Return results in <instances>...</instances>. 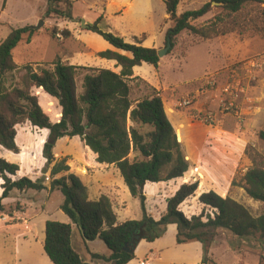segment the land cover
<instances>
[{
  "label": "trees",
  "instance_id": "1",
  "mask_svg": "<svg viewBox=\"0 0 264 264\" xmlns=\"http://www.w3.org/2000/svg\"><path fill=\"white\" fill-rule=\"evenodd\" d=\"M46 1L44 19L75 21L72 0ZM180 3L181 0H164L173 24L165 41L167 45V39H171V50L183 32H190L204 42L234 33L242 37L250 32L264 36V0H211L199 9L178 15ZM214 11L217 13L209 22L193 25ZM104 19L100 15L88 30L115 49L132 55L128 57L112 50L97 54L101 59L115 61L121 67L119 74L108 69L65 64L59 57L49 69L20 67L13 52L23 41H32L37 33L32 26L13 28L0 43V147L18 154L17 127L28 122L34 128L49 132L43 157L52 166L48 188L44 182L28 177L13 180L20 167L0 157L3 181L0 208L13 191L60 192L64 197L60 209L82 231L84 241L101 240L111 251L109 257L91 254L92 261L110 264H128L135 258L141 241L151 243L162 238L171 224L178 227L179 245L193 241L203 245L205 264L220 230L241 239L264 238V214L252 216L243 205L214 191L198 195L204 183L190 173L162 92L152 89L137 103L131 100L129 82L137 79L133 69L143 64L158 68L159 50L142 46L146 35L128 43L107 32L101 28ZM58 35L64 40L72 37L69 30L53 27L51 38L58 41ZM11 73H19L13 87L7 85V75ZM80 78L81 87L78 86ZM47 100L56 103L57 120L45 108ZM143 128L149 131L142 133ZM76 137L97 155V163L117 167L131 196L141 203V220L119 223L113 201L106 195L90 200L86 180L71 171L66 158L56 159L53 152L56 143ZM258 137L264 141V131ZM251 149L247 154L252 165L242 177L243 188L248 198L264 204V156ZM196 195L203 209L201 214L189 217L181 207ZM72 233L71 224L47 221L44 252L52 264H91L73 248Z\"/></svg>",
  "mask_w": 264,
  "mask_h": 264
},
{
  "label": "rangeland",
  "instance_id": "2",
  "mask_svg": "<svg viewBox=\"0 0 264 264\" xmlns=\"http://www.w3.org/2000/svg\"><path fill=\"white\" fill-rule=\"evenodd\" d=\"M72 1L74 22L58 18L44 19L42 10L47 6L46 0H0V43L13 28H35L44 22L30 43L23 41L14 50V60L20 67L30 65L33 70L49 69L59 57L65 64L81 62L82 67L106 69L107 66H103L104 60L97 54L99 51H106L105 47L109 44L101 36L88 30L100 15L105 18L101 28L124 38L126 42L133 43L132 36L141 38L146 35L143 47L165 49L166 34L173 24L166 13L164 0H134L133 7L122 13L118 7H110L113 0ZM210 1L181 0L177 13L181 15L186 11L199 9ZM61 6L65 8L64 4ZM216 13L214 11L208 14L193 22V25L201 26L209 22ZM83 20L85 23H82ZM53 27L69 30L72 37L64 40L58 36V41L53 40L50 36ZM170 50L161 58L158 68L148 64L140 70L146 80L137 77L129 82L132 89L131 100L137 103L149 95L152 89L162 92L166 112L174 125L190 173L201 178L204 183L198 195L214 191L243 205L252 216L263 215L264 204L247 197L242 177L252 165L247 151L250 152L253 148L264 156V141L260 140L256 130L247 133L242 128L237 133V121L231 117L233 115L235 118L238 109L233 112L223 111L219 107V99L227 85L238 88L244 84V75H247L250 62L264 54V36L250 32L242 37L234 33L204 42L190 32H183L177 37L174 49ZM18 77L19 73L7 75V85L15 86ZM185 99L191 100L190 107L178 105ZM55 104L54 101L47 100L44 106L57 120L59 115ZM208 115L212 116V120L206 119ZM225 115L231 119L230 122ZM129 125L132 126L131 123ZM148 131V128L141 129L142 133ZM17 132L18 154L0 147V157L20 167L13 180L28 177L49 185L52 166L47 165V160L43 157V147L49 132L34 128L28 122L18 126ZM53 152L57 160L66 158L70 168H80V172L84 174L87 173L84 169L108 168L96 162L93 153L78 137L58 141ZM134 157L132 154L131 159ZM2 184L0 179V186ZM57 192L13 191L10 198L2 201L0 219L4 216L8 218L7 222L0 221V227L12 226L19 230L23 227L29 230L26 243L19 249L21 264H47L46 255L45 259L41 256L45 253L33 236L38 238L42 228L41 218L37 216L47 209H55L63 202V195ZM197 198V195L190 198L181 207L189 217L202 212L203 207L198 204ZM125 202L126 207L119 214L120 219L141 220L143 212L140 201L129 197ZM4 237V233H0V264H12L13 247ZM98 244L100 247L96 248L97 251L107 250L103 241L99 240ZM228 245L230 248L243 250L242 255L236 254L238 257L245 255L243 252L246 248L261 246L260 264H264V238L241 239L228 231H218L210 246L211 252L216 249L217 264H229V254L226 252ZM209 254L208 264L215 262Z\"/></svg>",
  "mask_w": 264,
  "mask_h": 264
},
{
  "label": "crops",
  "instance_id": "3",
  "mask_svg": "<svg viewBox=\"0 0 264 264\" xmlns=\"http://www.w3.org/2000/svg\"><path fill=\"white\" fill-rule=\"evenodd\" d=\"M133 1L134 0H113L111 4L112 6L110 5V7H118L119 8L118 10L121 9V13H122L126 11V9L133 7L132 4ZM46 7L42 10V16L44 14ZM148 13L149 10L147 14ZM135 37L137 36H132L131 38L134 40ZM143 46H145V42L143 43ZM105 48L107 50H112L122 55L132 57L130 53L117 50L114 47H112L110 44L109 46L106 45ZM156 49L159 50V48ZM80 64L82 63L77 62V63H72L71 65L80 66ZM85 64L86 62H84V65ZM103 64H104L103 66H107L106 69L108 70H111L117 74L121 72V67H117L115 61L104 60ZM146 65L148 64H143L142 66L135 67L133 69L134 78L139 77L143 80H146L140 74V70L143 69L144 67H147ZM244 77H245V82L242 85L244 87V94L241 96V99L238 101L239 113L235 115V118L233 117V115L232 117L231 116L230 117L234 121L235 120L237 121L236 123L237 133L242 128H244V131L247 133L255 130L258 131L259 133L260 131H264L263 130L264 129V73H262V71L258 72L256 74L254 83H251L252 79L249 77L248 72L247 75H244ZM229 114L232 113H228V115ZM228 115H225L224 117ZM226 120L228 122L231 121V119H228V117H226ZM87 149L89 148L87 147ZM93 156L97 159V155L93 153ZM104 166L108 168L84 169V171L87 172L86 174H84V172H80V168H71V170L72 172L82 176V178L86 180L90 200L96 201L101 197V195H106L113 201L114 209L118 216V222L123 223L126 220H121L119 214L125 210L126 207L125 201L132 196L117 167L114 165L111 166L104 165ZM45 185L48 188H50L49 187L50 184L49 185L45 184ZM61 204L57 205L55 209H47L46 212H43L37 216V218H41L40 223L42 228L39 237L36 238L35 236H33V238L36 241V243H38L41 246V249H43V253H45L44 243L46 239V235H45L46 223L47 221H55V222L72 225V231H73L72 246L86 262H89L91 264H110V263L92 261L91 254H99L105 257H109L111 255V251L108 249V247L107 250L102 249L100 251H97L96 248L100 247L98 244L99 240L85 242L83 239L82 231L69 219L68 216H66L61 211L60 209ZM0 233L1 234L4 233L5 241L11 242L12 244L13 247L12 264H21L22 260H20L21 258L19 256V249L22 248L26 243V240L28 239V235H29V230L23 227L20 228L19 230L12 226H6V227L4 226V227H0ZM177 234H178L177 225L171 224L167 226L166 232L162 238L157 239L156 241L151 243L146 241H141L135 250V258L132 261H130L128 264H205L203 245L197 241L179 245L177 243ZM212 251L213 252H211V247H210L209 255L212 258H214L215 261L217 256L216 249L214 248ZM242 251L243 250L239 248H232V247L230 248V246L228 245L226 252H228L229 254V256L227 257L230 261L229 264H260L259 255L262 252L261 246H256L255 248H246V250L243 252L245 253V255L238 257L236 254H241ZM44 255L46 254H42L41 256L45 259ZM47 259L48 262L46 263L52 264L48 257ZM209 264H217V262L215 261ZM218 264H222V263H218Z\"/></svg>",
  "mask_w": 264,
  "mask_h": 264
},
{
  "label": "built area",
  "instance_id": "4",
  "mask_svg": "<svg viewBox=\"0 0 264 264\" xmlns=\"http://www.w3.org/2000/svg\"><path fill=\"white\" fill-rule=\"evenodd\" d=\"M60 37V35H58ZM251 66L248 68V74L249 77L252 80H255L256 74L260 71L264 70V54L259 55L254 58L250 62ZM244 94V87L242 85L238 86V88H234L232 85H227L223 90L221 97L219 99V107L223 111L227 112H233L235 109H238V101L241 99V96ZM180 107H190L191 100H183L180 103H178ZM237 112V113H236ZM236 114H238L239 109L236 110ZM207 120H212V116L208 115L206 117ZM7 216H4L3 219H0V221L7 222Z\"/></svg>",
  "mask_w": 264,
  "mask_h": 264
},
{
  "label": "water",
  "instance_id": "5",
  "mask_svg": "<svg viewBox=\"0 0 264 264\" xmlns=\"http://www.w3.org/2000/svg\"><path fill=\"white\" fill-rule=\"evenodd\" d=\"M213 5H217L216 3H213ZM82 23H85L84 20L82 21ZM44 24V22L42 21L41 24L37 27H35L36 30L40 29V27ZM88 27V26H87ZM172 48V42H171V39L168 38L167 39V45L165 47V49L163 50H159L158 51V55L160 57V59Z\"/></svg>",
  "mask_w": 264,
  "mask_h": 264
}]
</instances>
